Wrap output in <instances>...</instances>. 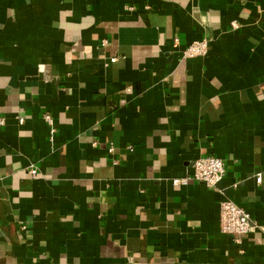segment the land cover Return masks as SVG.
<instances>
[{
    "label": "crops",
    "instance_id": "0c3cea01",
    "mask_svg": "<svg viewBox=\"0 0 264 264\" xmlns=\"http://www.w3.org/2000/svg\"><path fill=\"white\" fill-rule=\"evenodd\" d=\"M0 119V264H264V0H0Z\"/></svg>",
    "mask_w": 264,
    "mask_h": 264
},
{
    "label": "built area",
    "instance_id": "2783aa9c",
    "mask_svg": "<svg viewBox=\"0 0 264 264\" xmlns=\"http://www.w3.org/2000/svg\"><path fill=\"white\" fill-rule=\"evenodd\" d=\"M176 38V42H178ZM107 43V39L103 41ZM209 50V43L207 40H199L190 44L184 50L185 57H195L207 54ZM118 57L111 58L112 62L117 61ZM40 70L44 72V67L41 66ZM45 120L49 125L50 138L53 140L55 136V122L54 118L50 114H46ZM20 124L25 122V118L18 117ZM0 123H4V119H0ZM113 148H110V151ZM29 172L36 176L38 174V167L32 164L28 168ZM227 172L226 162L224 159L206 155L197 158L192 165V173L184 177H175L172 180L173 184L185 185L191 181H199L205 183L208 187L217 190L222 194L223 198L220 201V227L223 233L231 235L237 243H240L244 237L249 234L264 230V226H261L243 207L234 202L231 198L227 197L220 183L224 179ZM261 180V176H258ZM23 230L27 227L22 226Z\"/></svg>",
    "mask_w": 264,
    "mask_h": 264
}]
</instances>
